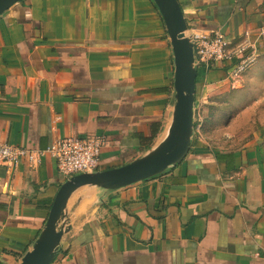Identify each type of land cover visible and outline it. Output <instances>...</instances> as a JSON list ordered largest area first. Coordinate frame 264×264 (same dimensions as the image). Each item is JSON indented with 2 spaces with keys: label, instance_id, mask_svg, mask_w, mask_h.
I'll return each instance as SVG.
<instances>
[{
  "label": "crops",
  "instance_id": "obj_1",
  "mask_svg": "<svg viewBox=\"0 0 264 264\" xmlns=\"http://www.w3.org/2000/svg\"><path fill=\"white\" fill-rule=\"evenodd\" d=\"M178 1L188 35L237 45L264 23V0ZM251 42L263 63L264 36ZM173 64L153 0H21L0 16V142L100 138L99 171L126 165L167 135ZM226 71L198 68L196 106L223 93ZM199 131L159 176L76 190L52 264H264V133L237 145ZM65 181L48 153L37 168L0 165V264L32 249Z\"/></svg>",
  "mask_w": 264,
  "mask_h": 264
},
{
  "label": "water",
  "instance_id": "obj_2",
  "mask_svg": "<svg viewBox=\"0 0 264 264\" xmlns=\"http://www.w3.org/2000/svg\"><path fill=\"white\" fill-rule=\"evenodd\" d=\"M21 0H0V16ZM162 15L173 51L175 104L165 138L144 156L121 167L84 173L66 180L55 197L45 227L19 264H52L61 251L62 239L70 231L67 204L73 193L85 186L119 190L165 173L189 154L195 132L198 69L195 47L178 0H153Z\"/></svg>",
  "mask_w": 264,
  "mask_h": 264
},
{
  "label": "built area",
  "instance_id": "obj_3",
  "mask_svg": "<svg viewBox=\"0 0 264 264\" xmlns=\"http://www.w3.org/2000/svg\"><path fill=\"white\" fill-rule=\"evenodd\" d=\"M264 36V23L256 34L246 32L245 38L233 45L224 35L213 32H194L189 35L195 47L196 66L207 71L226 68L228 77L238 80L257 61L258 55L252 37ZM200 125L195 126V131ZM104 142L100 138L68 137L57 140L46 152L0 142V165L15 169L22 163L37 168L45 153L55 160L58 171L69 180L84 173L99 170Z\"/></svg>",
  "mask_w": 264,
  "mask_h": 264
},
{
  "label": "rangeland",
  "instance_id": "obj_4",
  "mask_svg": "<svg viewBox=\"0 0 264 264\" xmlns=\"http://www.w3.org/2000/svg\"><path fill=\"white\" fill-rule=\"evenodd\" d=\"M259 63L257 59L238 80L227 78V85L218 97L195 105L194 122L195 126L200 125V133L208 137L219 135L212 137V141L217 137L235 140L237 145L264 133V62Z\"/></svg>",
  "mask_w": 264,
  "mask_h": 264
}]
</instances>
